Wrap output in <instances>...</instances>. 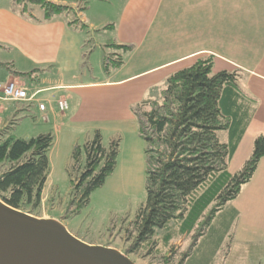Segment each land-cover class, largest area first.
<instances>
[{"label":"crops","instance_id":"obj_1","mask_svg":"<svg viewBox=\"0 0 264 264\" xmlns=\"http://www.w3.org/2000/svg\"><path fill=\"white\" fill-rule=\"evenodd\" d=\"M50 1L69 6V17L62 13L45 19L41 7L36 11L35 5L26 11L22 6H0V50L8 51L14 65H21L32 79L30 85L22 81L20 75L25 72L18 70L11 71L0 83L19 80L31 93H50L41 97L48 101L50 121L43 120L33 105L45 125H54L57 134L65 126L78 134L79 130L87 134L95 130L102 134L118 132L121 120L139 123L134 106L152 95L157 83H164L161 90L179 70L199 58L212 57L214 73H236L238 118L229 115L226 122L230 125L224 130L229 131L231 139L235 134L237 144L228 166L230 173L244 167L253 153L255 138L264 135V0ZM77 17H81V23L72 24ZM84 28L102 35L98 78L83 79L80 73L83 46L79 30ZM109 43L132 45L134 49L124 54L121 67L107 73L104 59L113 50L107 47ZM71 92L80 97V102L70 100L69 110L73 112L60 113L57 100ZM5 107L6 112L9 107ZM78 120L86 123L77 125ZM59 121L63 123L60 128ZM138 132L140 135L139 125ZM68 137L73 148L79 136ZM121 154L122 149L119 159ZM227 206L233 212L232 223H240L242 239L252 243L253 239L264 240V157L238 196L223 209ZM256 248L254 255L260 257V248ZM250 253H243L242 260H248Z\"/></svg>","mask_w":264,"mask_h":264},{"label":"trees","instance_id":"obj_2","mask_svg":"<svg viewBox=\"0 0 264 264\" xmlns=\"http://www.w3.org/2000/svg\"><path fill=\"white\" fill-rule=\"evenodd\" d=\"M15 2L23 7L22 11L30 5L41 7L45 19L70 9L50 0ZM107 47L113 48L104 59L107 73L121 67L124 54L134 49L132 45L115 43ZM213 67L212 57L199 58L168 78L161 97L134 106L140 135L146 142L148 200L132 221L133 227L126 231L130 242L126 255L144 248L149 254L163 251L174 239L193 234L195 246L217 212L238 196L264 157V135H259L244 167L236 174L230 173L229 162L237 147L235 134L229 143H223L217 131L228 129L229 115L238 118L239 91L236 73H214ZM54 141L52 132L30 139L0 133V164L5 165L0 173V198L4 202L30 213L42 204ZM120 145L118 138L106 147L100 130H95L83 144L74 145L69 167L73 193L66 218L87 206L91 194L115 171ZM75 171L80 174L74 176ZM184 256L183 261L188 253Z\"/></svg>","mask_w":264,"mask_h":264},{"label":"rangeland","instance_id":"obj_3","mask_svg":"<svg viewBox=\"0 0 264 264\" xmlns=\"http://www.w3.org/2000/svg\"><path fill=\"white\" fill-rule=\"evenodd\" d=\"M1 5H13L17 8L21 6L13 0H0ZM33 8L36 11L40 10L37 5ZM63 15L69 17V12L63 13ZM77 19L81 23V17H77ZM110 32L114 31L110 30ZM79 35L83 46L80 73H82L83 79L98 78L101 73V58L103 56V48L100 45L102 44V35L93 34L92 31L89 32L85 28L79 30ZM112 35L114 34L112 33ZM10 56L8 51L0 50V81L10 75L11 71L19 70V72H25L20 75L22 81L30 85L32 83L31 76L27 75V71L24 69H20L23 68L21 65H14V59ZM163 84L157 83L154 86L156 91L153 90L154 93L150 96L146 95L147 97L144 99L153 98L157 94L159 98L161 91L159 89ZM49 94L42 93L40 97ZM65 95L69 102L74 100L78 103L81 100L75 92ZM7 107L9 110L5 112L3 118L8 120V123L6 126L0 127V133L4 131V133L18 138L30 139L44 132H52L55 137L51 154V174L43 191L44 201L38 208L32 210V213H29L37 217L60 219L65 222L75 236L85 242L113 247L125 253V248L130 243L127 240L126 231L133 227L132 221L141 206L148 200L146 142L139 135V123L121 120L118 124V132L106 131L103 133V143L106 147H109L111 139H121L122 154L120 159L118 158L116 169L108 176L103 186L91 194L87 206L66 218L73 193L69 167L74 147L72 148L71 138L68 136H79L77 143L83 144L93 136V133L87 134L84 130H79V134L73 133L69 127L65 126L57 134L52 128L54 125H45L42 122L35 107L24 104H7ZM71 112L73 111H66V113ZM63 123L67 124L68 119ZM63 123L59 121L58 128ZM85 123L81 120L76 121L77 125ZM217 136L223 143H229L231 139L229 131L224 129L218 130ZM4 169L5 165L0 164V173ZM79 174V171H75L74 176ZM232 218L233 212H231L230 206L218 211L211 227L205 235L199 237L195 246H192L193 234L174 239L171 245L163 251L157 250V252L149 254V250L144 248L128 256L136 264H179L187 253L188 256L182 264H203L205 261L208 264H264V240L253 239L254 243H252L251 240L248 242V240L242 239L240 223L238 221L232 223ZM256 236L259 235L256 234ZM254 247H257V250L260 248V257L254 255ZM239 252L241 253L240 257H238ZM245 252H251L248 260L241 258Z\"/></svg>","mask_w":264,"mask_h":264},{"label":"water","instance_id":"obj_4","mask_svg":"<svg viewBox=\"0 0 264 264\" xmlns=\"http://www.w3.org/2000/svg\"><path fill=\"white\" fill-rule=\"evenodd\" d=\"M0 264H136L120 250L85 242L57 218L37 217L0 198Z\"/></svg>","mask_w":264,"mask_h":264},{"label":"built area","instance_id":"obj_5","mask_svg":"<svg viewBox=\"0 0 264 264\" xmlns=\"http://www.w3.org/2000/svg\"><path fill=\"white\" fill-rule=\"evenodd\" d=\"M41 90L30 92L28 87L19 80H10L0 83V127L6 126L8 120H4L5 104L16 103L30 106H37L42 113V119L50 121L48 115V101L40 97ZM60 113H65L70 109V102L66 97L57 100Z\"/></svg>","mask_w":264,"mask_h":264}]
</instances>
